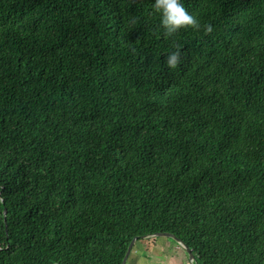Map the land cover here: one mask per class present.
<instances>
[{"label":"trees","instance_id":"obj_1","mask_svg":"<svg viewBox=\"0 0 264 264\" xmlns=\"http://www.w3.org/2000/svg\"><path fill=\"white\" fill-rule=\"evenodd\" d=\"M154 2L0 0V264H264V0Z\"/></svg>","mask_w":264,"mask_h":264},{"label":"clouds","instance_id":"obj_2","mask_svg":"<svg viewBox=\"0 0 264 264\" xmlns=\"http://www.w3.org/2000/svg\"><path fill=\"white\" fill-rule=\"evenodd\" d=\"M153 8L155 12L160 14V26L167 36H173L181 29L201 30V24L187 11L181 0H155ZM203 31L205 35H209L213 32V28L210 24H205L203 25ZM182 56L183 51L177 45L174 51L167 53L165 57L166 66L169 69L178 68Z\"/></svg>","mask_w":264,"mask_h":264},{"label":"crops","instance_id":"obj_3","mask_svg":"<svg viewBox=\"0 0 264 264\" xmlns=\"http://www.w3.org/2000/svg\"><path fill=\"white\" fill-rule=\"evenodd\" d=\"M157 238H163V237H153V239L150 238V240H149V238H145V239H141V240L134 243V246L132 249H134L136 247V245L140 246L143 244H147L146 250H147V252H149V253L141 252V255H140L141 257L138 256V258L135 259V264L137 261H138L137 264H181V263H183V262L177 263L176 261H174L175 258L172 256L167 257L165 254V252H166L165 248H167L169 246V243L167 241L158 242ZM150 242H151V244L149 245ZM131 252H132V250H131ZM136 254H138V251L136 252ZM186 258H187V261L189 264L190 260L188 259V257H186Z\"/></svg>","mask_w":264,"mask_h":264},{"label":"rangeland","instance_id":"obj_4","mask_svg":"<svg viewBox=\"0 0 264 264\" xmlns=\"http://www.w3.org/2000/svg\"><path fill=\"white\" fill-rule=\"evenodd\" d=\"M151 239H153V238H151ZM149 240H150V238H149ZM157 241L158 242L167 241L169 243V246L167 248H165L166 249L165 250L166 251L165 254H166L167 257L172 256V257L175 258L174 261H176L177 263L178 262H180V263L183 262L181 264H184V263L188 264V261H187V258H186L187 256H186L184 250L182 249V247L180 245L177 246V244L174 241H172V240H170L168 238H157ZM150 244H151V242L149 243V245ZM146 247H147V244H143V245H140V246L136 245V247L134 249H132V252H131L126 264H135V259L138 258V256L141 255V252L149 253V252H147ZM137 251H138V254H136ZM137 263H138V261L136 262V264ZM189 264H191V263H189Z\"/></svg>","mask_w":264,"mask_h":264},{"label":"water","instance_id":"obj_5","mask_svg":"<svg viewBox=\"0 0 264 264\" xmlns=\"http://www.w3.org/2000/svg\"><path fill=\"white\" fill-rule=\"evenodd\" d=\"M153 237H163V238H169V239H171V240L174 241L177 245H180V246L182 247V249L184 250V252H185V254L187 255L188 259L190 260V263H191V264H194V257H193V254H192L191 250L188 249L187 247H185V246L183 245V243L180 242V240H178V239L175 238L174 236H172V235H170V234H153V235H149V236H147V237H143L142 239H145V238H153ZM136 241H137V239L135 238V239H133V240L130 242V244H129L128 248H127L126 254H125V256H124L123 261H122L121 264H126L128 258H129V255H130V253H131V250H132V248H133V246H134V243H135Z\"/></svg>","mask_w":264,"mask_h":264}]
</instances>
